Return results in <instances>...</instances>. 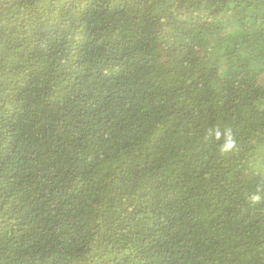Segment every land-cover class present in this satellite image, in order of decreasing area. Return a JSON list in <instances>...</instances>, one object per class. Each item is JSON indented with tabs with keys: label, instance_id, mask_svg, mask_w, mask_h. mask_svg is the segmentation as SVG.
I'll return each mask as SVG.
<instances>
[{
	"label": "trees",
	"instance_id": "1",
	"mask_svg": "<svg viewBox=\"0 0 264 264\" xmlns=\"http://www.w3.org/2000/svg\"><path fill=\"white\" fill-rule=\"evenodd\" d=\"M0 264H264V0H0Z\"/></svg>",
	"mask_w": 264,
	"mask_h": 264
},
{
	"label": "clouds",
	"instance_id": "2",
	"mask_svg": "<svg viewBox=\"0 0 264 264\" xmlns=\"http://www.w3.org/2000/svg\"><path fill=\"white\" fill-rule=\"evenodd\" d=\"M228 146L230 147V144Z\"/></svg>",
	"mask_w": 264,
	"mask_h": 264
}]
</instances>
